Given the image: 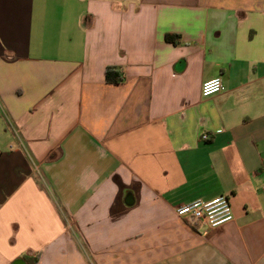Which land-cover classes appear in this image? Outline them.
<instances>
[{
  "label": "crops",
  "instance_id": "crops-1",
  "mask_svg": "<svg viewBox=\"0 0 264 264\" xmlns=\"http://www.w3.org/2000/svg\"><path fill=\"white\" fill-rule=\"evenodd\" d=\"M35 254L264 264V0H0V264Z\"/></svg>",
  "mask_w": 264,
  "mask_h": 264
},
{
  "label": "built area",
  "instance_id": "built-area-1",
  "mask_svg": "<svg viewBox=\"0 0 264 264\" xmlns=\"http://www.w3.org/2000/svg\"><path fill=\"white\" fill-rule=\"evenodd\" d=\"M223 90V83L220 77H213L204 80L200 86V93L207 97ZM207 134L201 138L206 139ZM176 215L192 229L199 232L220 227L234 219L229 198L226 194H220L209 200L196 199L185 202L175 207Z\"/></svg>",
  "mask_w": 264,
  "mask_h": 264
},
{
  "label": "trees",
  "instance_id": "trees-1",
  "mask_svg": "<svg viewBox=\"0 0 264 264\" xmlns=\"http://www.w3.org/2000/svg\"><path fill=\"white\" fill-rule=\"evenodd\" d=\"M166 40H172L171 35H165ZM105 79L107 82H120L122 80V76L120 74H117L116 70L114 67H107L105 69ZM38 259V254L33 255L30 258V263L29 264H36Z\"/></svg>",
  "mask_w": 264,
  "mask_h": 264
}]
</instances>
